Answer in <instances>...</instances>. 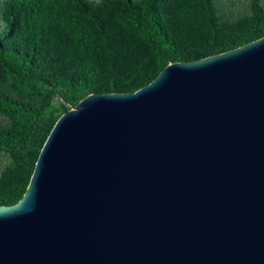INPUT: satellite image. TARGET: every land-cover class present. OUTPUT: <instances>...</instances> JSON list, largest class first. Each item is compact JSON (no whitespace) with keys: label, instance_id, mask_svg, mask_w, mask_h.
Segmentation results:
<instances>
[{"label":"water","instance_id":"water-1","mask_svg":"<svg viewBox=\"0 0 264 264\" xmlns=\"http://www.w3.org/2000/svg\"><path fill=\"white\" fill-rule=\"evenodd\" d=\"M0 264H264V37L70 107Z\"/></svg>","mask_w":264,"mask_h":264},{"label":"trees","instance_id":"trees-1","mask_svg":"<svg viewBox=\"0 0 264 264\" xmlns=\"http://www.w3.org/2000/svg\"><path fill=\"white\" fill-rule=\"evenodd\" d=\"M247 8L232 18L223 0H0V207L22 199L70 107L263 38L264 0Z\"/></svg>","mask_w":264,"mask_h":264},{"label":"rangeland","instance_id":"rangeland-1","mask_svg":"<svg viewBox=\"0 0 264 264\" xmlns=\"http://www.w3.org/2000/svg\"><path fill=\"white\" fill-rule=\"evenodd\" d=\"M225 4L229 7V11L231 12V17L239 16V14H246L249 11L247 8L250 0H223ZM231 1L237 2L238 7L232 6ZM250 13V12H248ZM233 14V15H232ZM229 16V17H230ZM57 102V100L55 101ZM9 159L6 155L0 154V172L4 169V167L8 164Z\"/></svg>","mask_w":264,"mask_h":264}]
</instances>
